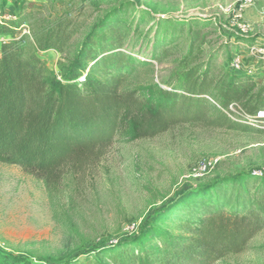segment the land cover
I'll list each match as a JSON object with an SVG mask.
<instances>
[{
  "label": "trees",
  "instance_id": "1",
  "mask_svg": "<svg viewBox=\"0 0 264 264\" xmlns=\"http://www.w3.org/2000/svg\"><path fill=\"white\" fill-rule=\"evenodd\" d=\"M72 1L19 0L16 18L0 23V37L9 38L0 45V163L20 167L49 191L98 163L116 142L154 138L187 123L241 129L224 112L232 104L249 116L264 110L257 74L213 78L210 66L202 69L187 57L164 83L125 89L149 65L125 50L137 42L125 13L96 26L72 61L52 70L39 54L64 53L76 30L68 17L41 14ZM23 26L29 34H20ZM157 215L149 236L95 248L73 264H215L241 254L264 230V176L212 181Z\"/></svg>",
  "mask_w": 264,
  "mask_h": 264
},
{
  "label": "rangeland",
  "instance_id": "2",
  "mask_svg": "<svg viewBox=\"0 0 264 264\" xmlns=\"http://www.w3.org/2000/svg\"><path fill=\"white\" fill-rule=\"evenodd\" d=\"M2 1L1 12L16 17L19 0H6L3 10ZM122 13L137 39L125 50L149 62L125 89L164 83L186 57L202 69L210 66L213 78L234 74L232 58L240 53L251 75L257 74L258 89L264 87V59L248 55L249 46L264 44V0L244 8L241 0H74L48 6L41 17H68L76 35L64 53L40 57L59 72L96 26ZM24 30L30 31L26 26L20 34ZM240 35L256 42L246 44ZM7 40L0 37V45ZM246 127L187 123L154 138L116 142L98 163L69 174L54 191L20 167L0 163V264H73L95 248L149 236L160 209L189 190L264 170V132ZM207 158L219 160L216 168L202 180L191 178L192 166ZM215 264H264V230L243 253Z\"/></svg>",
  "mask_w": 264,
  "mask_h": 264
},
{
  "label": "built area",
  "instance_id": "3",
  "mask_svg": "<svg viewBox=\"0 0 264 264\" xmlns=\"http://www.w3.org/2000/svg\"><path fill=\"white\" fill-rule=\"evenodd\" d=\"M262 0H241V7H250L257 3H259ZM16 17H10L8 15H5L1 12L0 9V23L14 20ZM26 27V26H23ZM240 30L242 34H246L249 31V28L243 24H239ZM25 34H29V31L24 30ZM46 52L42 53L45 54ZM244 54H236L232 58L231 62V69L233 72L236 73H247L251 75L253 71L246 66V64L243 61ZM248 55L254 56L257 59H264V45H253L248 47ZM232 120H240L242 124H244L247 127L258 129V130H264V110L259 111L255 116H249L247 115L242 107L239 104H232L228 110L224 111ZM219 160L216 158H207L199 161L198 163L194 164L190 170V177L195 180H202L205 177H207L217 166ZM254 176L263 177L264 176V170H255L253 172Z\"/></svg>",
  "mask_w": 264,
  "mask_h": 264
}]
</instances>
